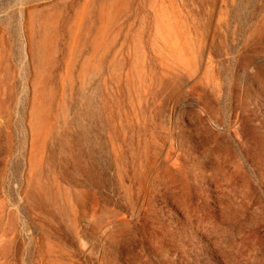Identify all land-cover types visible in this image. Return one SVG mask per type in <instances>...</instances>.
<instances>
[{
    "label": "rangeland",
    "instance_id": "374dc122",
    "mask_svg": "<svg viewBox=\"0 0 264 264\" xmlns=\"http://www.w3.org/2000/svg\"><path fill=\"white\" fill-rule=\"evenodd\" d=\"M0 264H264V0H0Z\"/></svg>",
    "mask_w": 264,
    "mask_h": 264
}]
</instances>
